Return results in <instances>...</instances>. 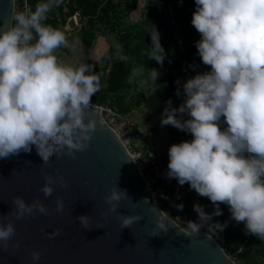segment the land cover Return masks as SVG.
<instances>
[{"label": "clouds", "instance_id": "9594fccd", "mask_svg": "<svg viewBox=\"0 0 264 264\" xmlns=\"http://www.w3.org/2000/svg\"><path fill=\"white\" fill-rule=\"evenodd\" d=\"M61 3L45 0L35 11L16 12L12 17L15 24L0 29V158L31 153L32 146L44 164L62 153L75 158L89 146L96 129V122L89 118L86 123L85 118L93 96L102 88V74L90 64L74 68L59 62L54 52L69 47L66 34L42 23ZM195 5L191 23L200 34L195 47L210 71L183 84L185 98L179 108L167 101L161 126L171 125L193 137L169 147L167 178L176 179L181 186L188 183L212 202L214 212L206 213L202 205L194 204L199 222L187 221L190 234L180 233L198 236L204 223L222 215L220 204H226L231 218L244 223L246 235L264 239V0H195ZM148 32L149 58L163 66L167 54L160 34L154 27ZM117 58L132 59L119 48ZM159 75L157 69H151L150 80L156 83ZM175 94L181 95L179 89ZM44 179L40 192L46 198L52 196L53 184L68 187L61 176L46 174ZM105 199L109 212L131 200L127 190L116 185ZM12 203L11 215L16 220L49 214L39 198L27 203L16 196ZM177 207L183 209L182 204ZM63 209V200L57 198L55 210ZM117 218L121 229L142 219L137 214H118ZM78 219L88 228V216ZM216 225L219 231L226 226ZM156 227L168 231L157 220ZM60 231L54 229L49 238ZM158 234L154 231L152 236ZM15 235L9 216L6 224H0V246L6 249ZM31 257L35 264L41 253L33 250Z\"/></svg>", "mask_w": 264, "mask_h": 264}, {"label": "water", "instance_id": "95a60500", "mask_svg": "<svg viewBox=\"0 0 264 264\" xmlns=\"http://www.w3.org/2000/svg\"><path fill=\"white\" fill-rule=\"evenodd\" d=\"M13 11V0H0V29L12 24ZM86 112L85 122L93 119L96 129L89 146L75 158L62 153L44 164L35 146L31 153L0 158V224L11 216L16 231L6 249L0 246V264H34L33 250L41 253L35 264H238L208 233L194 237L180 233L190 230L157 205L155 194L160 190L147 186L133 156L100 110L90 107ZM46 174L63 177L68 187L55 183L52 196L44 197L40 188ZM115 185L126 189L131 200L109 212L105 197ZM16 196L27 203L39 198L49 214L16 220L11 215ZM57 198L63 200L62 212L55 210ZM118 214H137L142 219L121 229ZM80 216L89 217L88 228L82 226ZM156 220L168 226L166 233L156 227ZM57 228L60 234L49 238L48 233ZM154 231L159 234L152 236Z\"/></svg>", "mask_w": 264, "mask_h": 264}, {"label": "trees", "instance_id": "16d2710c", "mask_svg": "<svg viewBox=\"0 0 264 264\" xmlns=\"http://www.w3.org/2000/svg\"><path fill=\"white\" fill-rule=\"evenodd\" d=\"M27 1L28 8L32 11H35L37 4L45 2ZM138 1L62 0L60 6L52 9L42 23L65 32L67 36L68 32L64 27L67 24L71 26L75 20L72 17L76 15L77 25L71 31L76 33L84 53L91 49L99 36L106 38L108 44L106 63L101 69H97V73L104 76V85L93 96L92 101L115 105L123 114L127 113L135 104H125L126 90L130 87L129 75L136 67H143L148 89H156L162 103L171 100V107L179 108L185 98L183 84L198 73L210 71V66L202 63L195 47V42L200 39V34L191 23L192 14L196 9L195 0H153L150 7H143L144 9L141 7L138 19L131 20L130 14L137 9ZM20 5L19 3L17 12H22ZM151 27L159 32L160 43L167 54L163 66L149 58L152 45L151 33L148 31ZM108 34L115 36V46L110 42ZM60 48L66 49L63 46ZM118 48L122 49L123 55L132 59L127 62L118 59ZM154 68L160 73L156 83L150 80V71ZM177 89L181 93L179 97L175 94ZM168 128L172 144L190 141L193 138L190 133L180 131L171 125H168ZM178 185L180 186L174 178L161 179L155 185V188L160 190L155 194L157 205L173 219L181 213L180 210L174 209L175 197L183 192V189H177ZM183 186L190 188L188 183ZM193 191L194 194L187 193L185 198L195 202L194 204L202 205L206 213H213L212 202ZM220 208L222 215L212 217L208 225V234L221 243L226 252H236L241 247L235 256L238 264H264V239L251 234L246 235L244 223H237L231 218L229 206L220 204ZM189 214L191 221L195 222L197 213L193 208ZM216 223L226 225L223 231L218 230Z\"/></svg>", "mask_w": 264, "mask_h": 264}, {"label": "rangeland", "instance_id": "374dc122", "mask_svg": "<svg viewBox=\"0 0 264 264\" xmlns=\"http://www.w3.org/2000/svg\"><path fill=\"white\" fill-rule=\"evenodd\" d=\"M152 1L153 0H139L137 9L135 11L131 12V14H130V19L131 20L138 19L140 17V11L139 10L142 9L143 7H145V8L150 7L152 5ZM68 22H69V20H68ZM74 24H75V20L71 26H69L68 24L67 25L70 28V27L74 26ZM67 25L64 27V29H68ZM68 31L69 30H66V32H68ZM108 35H109L108 38H109L110 42L115 46V44H114L115 36H113L111 34H108ZM66 37H67V40L69 43V47H67L65 50L60 48V49L55 50V52H54V54L58 58V61L60 60L61 63L63 61H65L67 63L69 62L68 57H65L68 51H71L70 53L68 52V54H71L72 52H74V53L78 52V49H82L81 46H79L80 48L77 47V49L72 48V46H73V44H75V40H76L75 35L72 33V31L70 32L69 35L67 34ZM102 37L103 36H99L97 38V40H96L98 42L97 45H96L97 42L94 43L100 49V53L103 51V58L101 59V63H93L90 60L87 61V64L92 63L96 66V68L93 67V69L96 73H97V68L101 69L105 65L106 58H107L106 55H108V53L106 54V48H105L106 47L105 44H107V40L105 37H103V38ZM102 39H103V43L101 44ZM92 47H91V49L87 50V52L85 54L86 56L88 55V53H91L93 51ZM83 52H84V50H83ZM89 62H91V63H89ZM82 63L86 64L85 61L80 62V64H82ZM67 65L73 66L71 64V62H69ZM103 81H104V76H101V82L104 84ZM128 83H129L130 87L126 90L127 98L125 99V104L126 105H131V103H135V104L129 108L127 113L124 114L125 118L130 120L139 129L146 131L149 135L150 140H152L157 145L158 149L161 152L167 151L169 149V147L172 145V142L170 140V135H169V128H168V125L163 126V127L161 126V115H162L165 107L168 106L167 103L166 102L162 103L160 101L156 89H150V90L148 89L147 82H146L145 77H144V68L143 67H136L135 69H133V71L129 75ZM179 188H180V190H182V189H184V191L187 190V192H185V193L194 194L193 189H190L189 187L185 188V186L180 185ZM177 196H179V195H177ZM177 196H176V198H177ZM194 203L195 202H188V201L184 200L183 207H184V209H187L190 211L193 208ZM186 213L187 212H184L183 215L177 216L174 219L176 220V222H178V224L181 227L188 230L186 227V223H185L186 220H184V219H188L189 217L191 219V216L189 214L188 218L184 217L186 215Z\"/></svg>", "mask_w": 264, "mask_h": 264}, {"label": "built area", "instance_id": "2783aa9c", "mask_svg": "<svg viewBox=\"0 0 264 264\" xmlns=\"http://www.w3.org/2000/svg\"><path fill=\"white\" fill-rule=\"evenodd\" d=\"M14 11L13 15L18 11V4L22 11L28 8L27 0H13ZM15 21L12 19V25ZM93 109H99L104 121L114 130L121 139L128 152L133 156L136 165L140 169L148 187L155 188V185L164 178H167V165L169 162L168 150L161 152L157 145L150 140L146 131L139 129L130 120L126 119L124 114L115 105L109 103H99L92 101L90 106ZM180 186L178 185L177 189ZM195 222H199V217ZM210 221L204 223L200 232L208 233V225ZM221 245V243H219ZM222 246V245H221ZM225 250V248H223ZM241 250V247L236 252L225 251L233 260L236 253Z\"/></svg>", "mask_w": 264, "mask_h": 264}, {"label": "crops", "instance_id": "0c3cea01", "mask_svg": "<svg viewBox=\"0 0 264 264\" xmlns=\"http://www.w3.org/2000/svg\"><path fill=\"white\" fill-rule=\"evenodd\" d=\"M72 18H74L75 19V24H74V26L75 25H77V17H76V15H74ZM74 26H72V27H68V25H67V27H68V29H66V30H69L68 31V35L70 34V30L74 27ZM72 33H73V31H72ZM74 35H75V38H76V40H75V44H73V46H72V48H76L77 49V47L78 48H80L79 46H81L79 43H78V38H77V36H76V33H73ZM103 38V37H102ZM97 42V41H96ZM95 42V43H96ZM103 43V39L101 40V44ZM98 44V42L96 43V45ZM95 44H94V46L92 47L93 49V51L91 52V53H88V55L86 56L85 54L86 53H84L83 52V47H82V49H78V52H72L71 54H68V52L70 53L71 51H68L67 52V54H66V56L65 57H68V61L69 62H71V64L73 65L72 67H78L79 65H80V62H84L85 61V63L87 64V61L88 60H90L91 62H93V63H101V59L103 58V51L100 53V49L96 46ZM105 48L107 49V46H108V44H105ZM71 48V49H72ZM103 48V47H102ZM90 52V51H89ZM59 62H60V60H59ZM68 62V63H69ZM91 62H89V63H91ZM63 64H65V65H67L68 63L67 62H65V61H63L62 62ZM78 64V65H77ZM90 65H92L94 68H96V66L94 65V64H90ZM69 66V65H68ZM98 69V68H97ZM99 70V69H98ZM101 85H102V87H103V83L101 82ZM179 196H177V198L175 197V200H174V209H175V211L176 210H179V208L177 207L178 205H183V203H184V200H186V201H188V202H190V200H188V199H186L185 197H186V195H187V193H185V191H184V189H183V192H180L179 194H178ZM182 203H181V202ZM186 208V207H185ZM188 208V207H187ZM180 214H177L176 215V217L177 216H180V215H183V213L184 212H187L186 213V215L184 216V217H187L188 218V216H189V210H187V209H184V207H183V209L182 210H180ZM184 220H186V221H191L192 220V218L190 219V217L188 218V219H184ZM185 221V223L187 224V222Z\"/></svg>", "mask_w": 264, "mask_h": 264}]
</instances>
